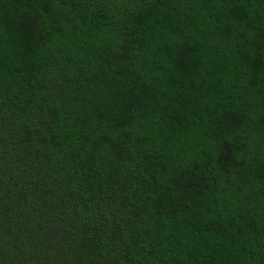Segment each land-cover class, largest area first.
Masks as SVG:
<instances>
[{
	"label": "trees",
	"instance_id": "1",
	"mask_svg": "<svg viewBox=\"0 0 264 264\" xmlns=\"http://www.w3.org/2000/svg\"><path fill=\"white\" fill-rule=\"evenodd\" d=\"M0 264H264V0H0Z\"/></svg>",
	"mask_w": 264,
	"mask_h": 264
}]
</instances>
